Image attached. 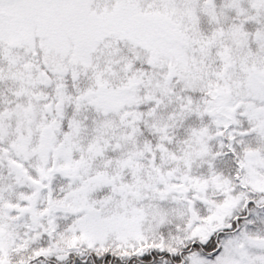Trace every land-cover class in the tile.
Instances as JSON below:
<instances>
[{
    "label": "snow or ice",
    "instance_id": "6c2138e0",
    "mask_svg": "<svg viewBox=\"0 0 264 264\" xmlns=\"http://www.w3.org/2000/svg\"><path fill=\"white\" fill-rule=\"evenodd\" d=\"M0 264H264V0H0Z\"/></svg>",
    "mask_w": 264,
    "mask_h": 264
}]
</instances>
